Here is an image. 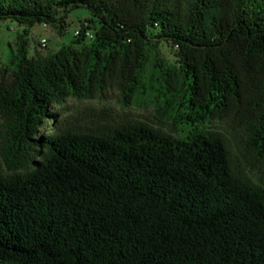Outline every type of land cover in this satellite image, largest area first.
<instances>
[{
  "label": "trees",
  "instance_id": "1",
  "mask_svg": "<svg viewBox=\"0 0 264 264\" xmlns=\"http://www.w3.org/2000/svg\"><path fill=\"white\" fill-rule=\"evenodd\" d=\"M81 8L71 46L28 55L30 29L61 33ZM2 21L22 33L0 67V264H264V185L248 174L264 171V0H0ZM160 43L178 70L159 103L184 137L139 122L39 131L67 98L128 103ZM223 119L238 155L201 126Z\"/></svg>",
  "mask_w": 264,
  "mask_h": 264
},
{
  "label": "rangeland",
  "instance_id": "2",
  "mask_svg": "<svg viewBox=\"0 0 264 264\" xmlns=\"http://www.w3.org/2000/svg\"><path fill=\"white\" fill-rule=\"evenodd\" d=\"M91 18L86 9H75L66 18V27L59 33L49 25H36L28 33V55L38 60L46 59L61 47L71 46L79 24L86 23ZM92 27L93 24H87ZM22 33V28L10 21L0 22V67L14 69L12 54L15 50L16 36ZM41 39L46 40V46L40 47ZM92 32H88L82 45L77 49L89 46ZM177 71L178 64L175 52L166 44H157L146 52V62L140 75L143 88L127 103L118 91L107 89L92 99L67 98L61 104H53L51 117L45 120L39 128L41 133H49L52 121L56 123L69 122L71 126H103L120 125L131 122L144 123L154 129H160L175 137H184V130L174 125L168 114H163L159 103L157 90L163 88L167 71ZM208 131L221 135L229 144L234 155H238L241 146V132L229 119L209 120L201 124ZM248 174L256 183L264 185V171L258 168L248 170Z\"/></svg>",
  "mask_w": 264,
  "mask_h": 264
},
{
  "label": "built area",
  "instance_id": "3",
  "mask_svg": "<svg viewBox=\"0 0 264 264\" xmlns=\"http://www.w3.org/2000/svg\"><path fill=\"white\" fill-rule=\"evenodd\" d=\"M77 34V32L75 33V35ZM87 35V34H86ZM39 45H40V47H45L46 46V40H44V39H41L40 40V42H39Z\"/></svg>",
  "mask_w": 264,
  "mask_h": 264
}]
</instances>
